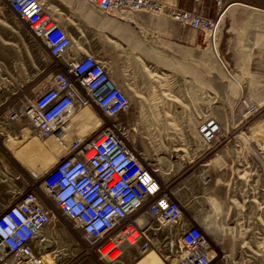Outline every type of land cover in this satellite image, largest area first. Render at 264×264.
<instances>
[{
    "label": "rangeland",
    "instance_id": "374dc122",
    "mask_svg": "<svg viewBox=\"0 0 264 264\" xmlns=\"http://www.w3.org/2000/svg\"><path fill=\"white\" fill-rule=\"evenodd\" d=\"M41 1L68 28L75 51L94 53L128 94L132 105V145L182 201L186 218L207 234L219 253L216 263L264 264V161L258 163L257 171L254 165L247 164L249 152L264 148L258 142L251 143L252 139H264V9L235 6L231 14L235 28L225 35L224 29L221 30L224 18L218 21L215 32L197 33L198 30L187 26L190 40L200 43L175 48L179 55L195 64L196 76L188 79L162 73L129 44L99 26L100 20L115 18L126 22L128 31L136 35L139 29L124 10L103 12L88 0ZM226 5L223 3L224 10ZM149 13L170 17L165 13ZM0 61L5 72L0 77V116L23 92L33 95L43 88L57 70L45 49L32 39L1 0ZM245 98L248 105L259 107L248 120L243 117L246 110L240 107ZM209 116L220 121L222 130L205 152L207 144L198 126ZM89 117L91 114L72 118L69 123L73 133L44 145L25 141L21 128L8 124L10 133L0 135V200L13 199L19 189L1 176L4 168L24 176L25 181L20 179L22 185L25 182L31 185L32 174L21 164L36 177L53 167L74 140L98 126V121ZM119 118L122 120L123 116ZM31 156L36 162L26 165L25 159ZM58 218L67 222L61 214ZM167 229L162 227L160 234ZM45 232L42 235L47 241L42 242L45 245L42 253L48 259L71 261L83 248L72 261L77 258L95 261L80 234L72 236L63 231L48 236ZM151 249L155 252L145 255L137 250L127 251L116 264H169V247L158 250L152 246L148 250ZM175 249L176 244L172 251Z\"/></svg>",
    "mask_w": 264,
    "mask_h": 264
},
{
    "label": "built area",
    "instance_id": "2783aa9c",
    "mask_svg": "<svg viewBox=\"0 0 264 264\" xmlns=\"http://www.w3.org/2000/svg\"><path fill=\"white\" fill-rule=\"evenodd\" d=\"M88 1L107 13L122 8L165 13L204 32H215L219 21L159 0ZM215 1L221 8L223 0ZM1 2L45 49L57 70L38 92H23L5 109L7 120L1 123L0 135L7 133L8 124H14L42 138H62L73 133L69 118L83 106L92 107L102 123L83 140H75L58 162L38 177L21 164L32 174L31 185H22L24 176L9 168L1 171V176L19 189L13 199L0 200V264H50L42 253L39 234L52 222L45 234H80L95 257V261H72L82 248L71 261L61 264H116L127 251L145 252L154 246L164 226L178 229L184 246V254L167 260L169 264H217L219 253L207 234L186 218L182 201L132 145L130 98L115 83L105 63L92 52H76L72 34L41 0ZM2 75L4 65L0 61ZM248 103L246 98L240 101L246 110L244 120L259 110ZM262 120L264 132V117ZM198 129L207 144L206 152L219 138L222 124L209 116ZM252 142L264 146V139ZM248 157L252 164H247L257 171L258 163L264 161V148L249 152ZM25 160L26 165L36 162L32 156ZM58 214L67 222H60Z\"/></svg>",
    "mask_w": 264,
    "mask_h": 264
},
{
    "label": "crops",
    "instance_id": "0c3cea01",
    "mask_svg": "<svg viewBox=\"0 0 264 264\" xmlns=\"http://www.w3.org/2000/svg\"><path fill=\"white\" fill-rule=\"evenodd\" d=\"M159 1L188 10H196L198 13L214 20H223L224 18L221 23V30L224 29V35L232 32L231 28H235L234 22L231 19L235 6L242 4L255 9H264V0H223V3H227L226 8L224 7L225 10L222 8L223 5L220 8L215 0ZM124 13L132 19L131 23L139 29L136 35L132 31H128L129 26L126 22L115 18L102 19L99 26L104 27L111 35L120 39L124 44H129L134 52L146 60L149 65L161 69L162 73L180 75L188 79L195 78L194 62L190 58L179 55L175 50L177 46L189 44L194 47L196 43L200 44L198 41L195 43V41L190 40L187 26L171 19V17L158 16L149 12L130 14L124 10ZM197 33L201 32L197 31ZM246 79L250 81V77H246ZM166 235L167 232H162L155 240L154 244L158 250L164 247Z\"/></svg>",
    "mask_w": 264,
    "mask_h": 264
},
{
    "label": "bare ground",
    "instance_id": "6f19581e",
    "mask_svg": "<svg viewBox=\"0 0 264 264\" xmlns=\"http://www.w3.org/2000/svg\"><path fill=\"white\" fill-rule=\"evenodd\" d=\"M91 3V2H90ZM92 4V3H91ZM93 6H95L94 4H92ZM96 7V6H95ZM97 8V7H96ZM118 10H129V11H132V12H145V11H142V10H132V9H118ZM116 10V11H118ZM148 12V11H147ZM150 12V11H149ZM52 15V14H51ZM171 17V16H170ZM172 18V17H171ZM173 19V18H172ZM57 20V19H56ZM175 20V19H173ZM220 20V19H219ZM58 21V20H57ZM176 21V20H175ZM60 24H62L60 21H58ZM179 22V21H177ZM181 23V22H179ZM182 24V23H181ZM63 26H65L64 24H62ZM66 27V26H65ZM66 29L68 30V28L66 27ZM69 31V30H68ZM70 32V31H69ZM108 68V67H107ZM50 77V76H49ZM114 80V79H113ZM49 81V80H48ZM115 81V80H114ZM116 83V82H115ZM1 88V87H0ZM82 114H91V117H89V119H96V121H98V126L101 125L102 123V120L101 118L97 115L96 111L90 107V106H83L81 107L80 109H77L69 118V121L72 119V118H78L80 115ZM7 117V115H1L0 116V126L2 125L1 123L5 121L4 117ZM72 121V120H71ZM97 126V127H98ZM96 127V128H97ZM95 128V129H96ZM7 133H10L9 131ZM20 133L23 134L22 138L25 139V141L27 140H31L33 142H36V143H39V144H49L52 142L53 139H55L56 137H53V136H49V137H45V138H41L40 136L38 135H35L33 134V132L31 130H29L28 128H24V129H21L20 130ZM90 134V133H89ZM87 134V135H89ZM199 134H200V131H199ZM86 135V136H87ZM201 135V134H200ZM86 136H83L82 138H77L76 140H83ZM44 142H42V141ZM75 141V140H74ZM73 141V142H74ZM53 224V222L51 223ZM168 227L167 229V235L165 236V243H164V248L166 247H169V249H171V255L169 256L170 257V261L174 260L176 257L178 256H182L184 254V246L182 244V242L180 241V238H179V231L177 229V231L175 230V228L173 226H166ZM44 231H42L40 234H39V239H40V242H41V248L44 250L45 249V245H43L44 242H46L47 240L43 237L42 233ZM70 234V233H69ZM72 235V234H71ZM73 236V235H72ZM174 240V241H172ZM43 242V243H42ZM174 243V245H173ZM175 244H176V249L175 251H172V249H174L175 247ZM155 246V244H154ZM156 248V246H155ZM107 249V248H106ZM157 249V248H156ZM155 252L153 249L151 250H148V251H145L143 252V255H145L147 252ZM59 252H63L62 250L59 251ZM116 254H114L113 256H115ZM45 256V259L47 262H49L50 264H61L62 262H66V261H63V260H53V259H48L46 257V255L44 254ZM153 256V255H152ZM168 260V259H167Z\"/></svg>",
    "mask_w": 264,
    "mask_h": 264
},
{
    "label": "trees",
    "instance_id": "16d2710c",
    "mask_svg": "<svg viewBox=\"0 0 264 264\" xmlns=\"http://www.w3.org/2000/svg\"><path fill=\"white\" fill-rule=\"evenodd\" d=\"M77 239H78V237H77Z\"/></svg>",
    "mask_w": 264,
    "mask_h": 264
}]
</instances>
